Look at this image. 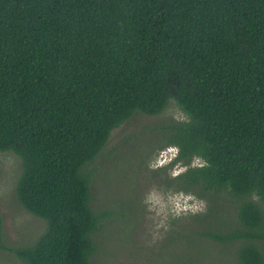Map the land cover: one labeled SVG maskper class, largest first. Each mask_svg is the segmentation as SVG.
Segmentation results:
<instances>
[{
    "label": "trees",
    "instance_id": "trees-1",
    "mask_svg": "<svg viewBox=\"0 0 264 264\" xmlns=\"http://www.w3.org/2000/svg\"><path fill=\"white\" fill-rule=\"evenodd\" d=\"M169 106L182 119L153 129L177 149L152 173L160 191L203 202L221 228L204 236L264 264V0H0V153L19 159L17 203L44 225L4 251L91 264L110 216L91 206V166L112 131Z\"/></svg>",
    "mask_w": 264,
    "mask_h": 264
},
{
    "label": "rangeland",
    "instance_id": "rangeland-1",
    "mask_svg": "<svg viewBox=\"0 0 264 264\" xmlns=\"http://www.w3.org/2000/svg\"><path fill=\"white\" fill-rule=\"evenodd\" d=\"M167 118L182 119L171 106L157 118L129 119L111 132L91 166V206L110 215L94 239L91 264H237L236 244L204 236L207 223L221 230L218 221L202 217L206 205L198 201L185 212L182 204L189 197L163 193L153 179L152 173L163 163L159 158L168 149H158L163 142L153 129ZM180 170L170 172L171 177ZM19 173V159L0 153V264L18 263L3 247L29 244L44 228L17 203L14 188ZM226 210L218 216L223 225L233 219L232 211Z\"/></svg>",
    "mask_w": 264,
    "mask_h": 264
},
{
    "label": "clouds",
    "instance_id": "clouds-1",
    "mask_svg": "<svg viewBox=\"0 0 264 264\" xmlns=\"http://www.w3.org/2000/svg\"><path fill=\"white\" fill-rule=\"evenodd\" d=\"M176 158H177V149L174 148V147L168 148L167 150L162 152V154H161V156L159 158V162L160 163H161V161L163 162L161 165H159V167L171 164L172 162H174V160ZM180 171H184V169H181ZM175 175H178V173L174 172L173 176H175ZM196 202L197 201H195L193 198L189 197V199L185 203L182 204V207H183L184 211L185 212H190L192 205L193 204L196 205Z\"/></svg>",
    "mask_w": 264,
    "mask_h": 264
}]
</instances>
